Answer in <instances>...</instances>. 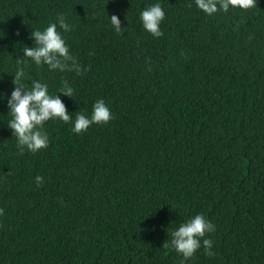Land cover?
<instances>
[{
	"label": "trees",
	"instance_id": "trees-1",
	"mask_svg": "<svg viewBox=\"0 0 264 264\" xmlns=\"http://www.w3.org/2000/svg\"><path fill=\"white\" fill-rule=\"evenodd\" d=\"M156 3L161 37L139 18ZM256 5L209 16L195 0H0V264H180L162 245L197 214L215 231L184 264H264V0ZM50 23L88 71L17 63L35 46L31 31ZM17 68L73 121L98 99L113 119L80 134L50 119L48 147L21 154L7 126ZM65 80L72 98L57 92Z\"/></svg>",
	"mask_w": 264,
	"mask_h": 264
},
{
	"label": "clouds",
	"instance_id": "clouds-1",
	"mask_svg": "<svg viewBox=\"0 0 264 264\" xmlns=\"http://www.w3.org/2000/svg\"><path fill=\"white\" fill-rule=\"evenodd\" d=\"M195 4L199 10L209 16L220 10L227 12L230 7L244 11L257 7L256 0H195ZM188 7L191 5L189 4ZM164 17V10L159 3L147 7L139 15L143 28L153 37L163 35L159 25ZM110 22L115 32L122 34L123 28L116 15L110 17ZM57 23L65 32L72 30L62 14L58 16ZM57 23H50L43 31H31L30 35L35 46L23 48V55L17 63H23L24 58H30L37 66L47 65L50 70L69 71L81 75L88 69L82 68L76 58L70 54L61 33L57 31ZM24 77V69L17 68L12 80L15 87L7 100L8 114L11 116L7 126L12 130V136L16 137L17 148L21 154L25 150L36 153L48 147L49 138L44 131V124L50 119H58L66 124L72 122L71 131L75 134L86 132L93 124H107L113 119L104 100L98 99L92 106L90 117L77 112L73 121L60 97L56 94L49 95L46 83L34 80L29 90L22 83ZM57 92L71 98L74 95V89L66 80L62 81V87ZM35 182L39 187L43 183V177L37 175ZM3 213L4 210L0 209V215ZM214 231L215 225L206 220L202 214H197L172 231L170 241H164L162 246L172 248L181 254L184 259L180 264H184V261L193 257L201 247V238L205 237L206 233ZM212 245L211 239H203L205 255L209 257L214 255L211 251Z\"/></svg>",
	"mask_w": 264,
	"mask_h": 264
}]
</instances>
